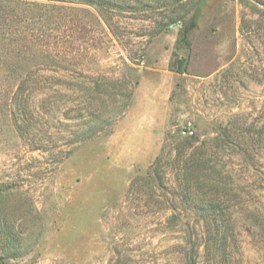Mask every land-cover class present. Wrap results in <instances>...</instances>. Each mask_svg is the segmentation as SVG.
<instances>
[{
    "label": "rangeland",
    "instance_id": "obj_1",
    "mask_svg": "<svg viewBox=\"0 0 264 264\" xmlns=\"http://www.w3.org/2000/svg\"><path fill=\"white\" fill-rule=\"evenodd\" d=\"M141 2L152 9L109 14L113 29L74 6L73 68L46 72L63 80L43 90L63 101L60 123L37 136L50 143L26 142L0 110V264H191L196 244V264H264V0ZM149 70L175 79L156 156H133L118 130L131 103L106 131L66 143V112L87 96L111 112L110 93L133 96Z\"/></svg>",
    "mask_w": 264,
    "mask_h": 264
},
{
    "label": "trees",
    "instance_id": "obj_2",
    "mask_svg": "<svg viewBox=\"0 0 264 264\" xmlns=\"http://www.w3.org/2000/svg\"><path fill=\"white\" fill-rule=\"evenodd\" d=\"M162 4L159 6H164ZM74 6L95 8L111 29V18L108 16L111 13H134L142 8L152 9V5L143 4L141 0H0V110L8 108V113H5L7 120L11 115V122L20 138L26 142L40 143L41 148L45 142L50 143L48 139H53L37 136L47 135L49 125L60 123L62 106V97L58 90L50 94L43 93V90L46 87L54 90L62 83L59 81L63 80L47 75L46 72L73 68L72 58L68 59L66 56L71 55L74 49L72 28L77 22L73 16L76 10ZM80 10L91 15L86 9H78ZM63 25L71 30L70 36L60 33ZM192 28L193 25L185 30L181 38L185 46H189L188 37ZM178 70L186 71L183 63H180ZM70 77L75 79L72 73ZM74 82L71 81V84ZM110 83H115L114 90L120 88L119 81L110 80ZM110 96L111 101L121 103L111 112L105 107L106 116L99 108H94L90 96L85 98L87 102L83 108H78L80 113L75 114L76 109H71L64 114V119L68 121L67 128L71 132L69 136L72 134L71 139L66 141L69 146L86 142L106 131L116 118L126 112L131 103V92L119 90L117 93L111 92ZM107 105L104 103V106ZM227 136L221 134L220 139L224 143H232ZM253 146L251 148L255 147ZM32 150L38 148L34 147ZM198 249L196 244L190 250L187 255L189 263L196 264Z\"/></svg>",
    "mask_w": 264,
    "mask_h": 264
},
{
    "label": "crops",
    "instance_id": "obj_3",
    "mask_svg": "<svg viewBox=\"0 0 264 264\" xmlns=\"http://www.w3.org/2000/svg\"><path fill=\"white\" fill-rule=\"evenodd\" d=\"M150 71V70H149ZM173 74L166 70H152L148 73L142 72L139 84L136 86L131 106L125 117L118 125V130L129 133L132 139L133 156H156L160 150V139L164 132V127L168 118V107L171 94L175 87ZM141 135H146L148 142L146 151H140V143L144 141ZM115 155H123L128 152V144L123 146L116 145L123 139L120 136H114ZM120 153V154H119Z\"/></svg>",
    "mask_w": 264,
    "mask_h": 264
}]
</instances>
